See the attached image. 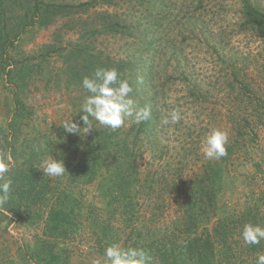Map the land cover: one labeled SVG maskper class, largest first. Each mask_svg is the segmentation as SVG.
Instances as JSON below:
<instances>
[{
	"label": "rangeland",
	"instance_id": "1",
	"mask_svg": "<svg viewBox=\"0 0 264 264\" xmlns=\"http://www.w3.org/2000/svg\"><path fill=\"white\" fill-rule=\"evenodd\" d=\"M64 1L78 4L87 0ZM255 1L264 10V0ZM88 13L93 20L99 13L106 18L117 15L127 29L122 34L82 40L77 26L79 21L88 20L87 16L58 17L49 25L25 32L15 42L17 46L0 59L9 64L31 63V79L22 95L28 113L22 120L18 145L29 149L33 136L44 139L53 135L49 140L53 152L46 159L75 161L77 165V160L88 155L83 141L95 128L105 126L93 121L97 127L93 125L89 133L81 135L63 129L60 124L69 118L83 126L79 111L89 93L82 86L83 79L67 73V52L41 60V50L57 37L61 40L58 45L66 50L81 40L83 45H92L98 56L150 57L140 76L142 93L137 97L130 94L137 109L142 101L151 107L150 128L146 121L136 123L127 117L125 124L114 130L119 143L101 150L106 160L96 180L76 187L82 213L72 241L66 243L70 251L64 264H103L105 249L112 244L145 249L153 258L152 264H163L148 249L176 245L194 229L218 243L217 264H256L258 256L264 254V240L247 245L242 232L247 223L264 226V35L249 29L239 0H113L112 4L97 0ZM149 38L155 40L150 51L143 49ZM7 80L0 68L1 154V148L9 150L6 141L13 142L7 130L13 114ZM174 109L180 112V122L162 124L163 115ZM217 128L229 134L228 154L219 160L206 159L202 144ZM4 130L7 139H1ZM132 154L137 171L128 197L124 199L117 192L112 201H104L97 193L98 183L110 171L119 173L124 168L131 180ZM8 157L12 170L17 162ZM23 161L20 157L18 163ZM211 162L220 163L224 179L215 207L206 202L196 209L199 218L193 229L190 221L183 220L187 204L184 192ZM65 167V173L71 169ZM64 175L50 178L56 183ZM46 204L33 210L42 211L41 219L33 220L25 208L16 216L6 212L8 218L0 224V264L27 260L37 237L43 235ZM96 224L108 227L112 236L102 235Z\"/></svg>",
	"mask_w": 264,
	"mask_h": 264
},
{
	"label": "trees",
	"instance_id": "2",
	"mask_svg": "<svg viewBox=\"0 0 264 264\" xmlns=\"http://www.w3.org/2000/svg\"><path fill=\"white\" fill-rule=\"evenodd\" d=\"M103 1L109 4L113 3V0ZM239 1L242 5L244 22L249 26V29L258 30L264 35V10L255 0ZM96 3L97 0H87L78 4L64 0H0V59L8 54L11 47L17 46L15 42L20 41V36L25 32L43 25H49L51 21L58 17L87 16L90 21L83 19L78 22L77 26L82 40L89 39L90 41L96 39L98 35L106 33H125L127 27L121 23V20H117V15H107L106 18V14L99 13L96 20H93V16L88 15L90 14L88 12ZM60 42L61 40L56 37L54 42L45 45L41 50L43 58L41 60H47L53 53L61 54L65 51L67 52V73L77 78V80L83 79L85 76L91 77L99 67L115 68L119 73V78L128 80L132 85L133 92L131 94L137 97L142 93L143 80L140 76L142 71L145 70L143 63L150 61V57L142 58L138 56L134 59H112L111 56L96 55L92 52L94 47L81 44V40L80 43L69 46L67 50L58 45ZM154 43L153 38L145 40L143 49L153 50ZM28 60L32 61L33 58ZM11 63L13 64H9L4 60V62H0V68L10 84L13 114L7 130L12 133L13 142L6 141L9 143V150L6 148L1 149L4 153H7V156H13L17 165L7 175V178L11 179L12 185L8 202L0 206V224L4 221V218H8L6 212L16 216L23 211V208L29 212V215L31 214L33 220H35V217L41 219L42 211L36 212L33 210L36 205H45V199H47L49 202L46 204L47 211L43 235L37 237L33 248L28 254L29 257L22 264H64L68 261L70 251L66 243L68 240L72 241V237L77 231L78 222L76 221L82 213L81 202L76 197V187L79 183H90L96 180L97 174L106 160L105 152L102 154L101 150L104 148L110 150L112 145L119 143V138L116 136L117 132L108 127L95 128L90 135L91 137L87 141H83L84 149H87L88 155L80 161L77 160V165L74 161L75 166L72 168L73 161L69 164L62 159L65 166L71 169H67L62 179H57V184L49 176H44L43 170L39 167L41 166V159L43 161L44 157L45 160L49 153L53 152V143L49 141L53 135L44 139H41L38 135L33 136L32 145L29 149L18 145V137L23 135L24 123L22 120L27 118L28 113L22 95L26 92L31 79V63ZM148 76L151 75L148 73ZM145 106L148 105L145 101H142L139 108ZM150 118L152 117L150 116ZM149 119L146 120V127L149 126ZM6 133L7 131L3 132L1 139H7ZM127 143L126 141V147H128ZM20 157L24 158L22 164L18 163ZM136 167L134 155L132 154L131 180L130 174L125 168L124 170L121 169L119 173L110 171L98 183L97 193L100 198L104 201H112V197L117 195L118 192L119 196L124 195V199H126L132 187L131 181L133 173L137 171ZM223 179V167L218 162H211L205 166L196 183L192 187L186 188L184 193L187 204H184L183 207V220L190 221L193 229L197 218H199L196 209L206 202L211 204L213 208L215 207L217 190ZM96 227L105 237L112 236L108 227L99 224H96ZM225 233L223 231L224 239ZM187 236L176 245L163 246V248L157 247L155 250H151L153 247H150L148 250L154 254L155 259H162L163 264H217L220 250L214 239L211 237L203 238L202 234L196 233V229H194V232L190 230ZM109 238L112 239V237ZM23 257H25V254ZM14 264H20V262Z\"/></svg>",
	"mask_w": 264,
	"mask_h": 264
},
{
	"label": "clouds",
	"instance_id": "3",
	"mask_svg": "<svg viewBox=\"0 0 264 264\" xmlns=\"http://www.w3.org/2000/svg\"><path fill=\"white\" fill-rule=\"evenodd\" d=\"M82 86L89 93L79 111L83 113L81 116L83 126L72 118L65 119L60 125L67 133L87 134L95 125L93 121L115 130L125 124L127 117H133L136 123H141L151 116L150 106L136 108V101L130 95L133 92L132 85L128 80L120 79L115 68H97L91 77L83 78ZM180 119V112L174 109L163 115L161 123L175 125L180 122ZM228 140L229 134L226 130L213 129L201 147L204 157L219 160L227 156ZM13 166L7 153L0 154V181H2L0 182V206L7 203L10 197L12 181L7 178V175ZM39 169L43 170L44 176L49 177L62 176L66 171L63 160L54 157L43 160ZM242 237L245 244L258 245L264 240V226L247 223L243 227ZM104 257L103 264H152L153 260L145 249L131 246L124 248L119 244L108 246ZM97 264L100 262L97 261ZM256 264H264V254L258 256Z\"/></svg>",
	"mask_w": 264,
	"mask_h": 264
}]
</instances>
